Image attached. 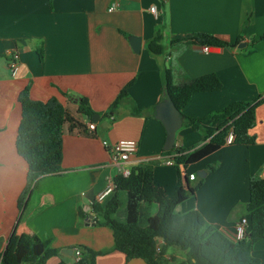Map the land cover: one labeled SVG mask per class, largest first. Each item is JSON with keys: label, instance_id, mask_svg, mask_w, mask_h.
I'll list each match as a JSON object with an SVG mask.
<instances>
[{"label": "crops", "instance_id": "0c3cea01", "mask_svg": "<svg viewBox=\"0 0 264 264\" xmlns=\"http://www.w3.org/2000/svg\"><path fill=\"white\" fill-rule=\"evenodd\" d=\"M158 24L164 27L162 55L147 48ZM195 32L238 43L206 46L207 50L190 43L170 44ZM129 36L140 37L138 53ZM261 36L264 0H0V259L12 237L9 252L13 263H20L21 243L30 234L41 241L50 239L58 249L46 264L74 263V251L80 246L109 250L95 257L96 264H146L141 259L127 261L122 252L112 249V230L94 224L97 215L92 206H103L109 199L97 203L95 197L107 178L119 174L107 146L121 139L135 140L136 151L123 167L149 164L155 183L171 197L179 179L162 155L165 129L152 110L163 98L164 70H171L175 82L215 73L222 83L217 91L194 93L182 109L185 116L200 117L232 101H252L264 96ZM252 40L257 41L250 44ZM239 43L244 45L238 47ZM11 51L18 55L15 76L8 68ZM25 88L33 100L56 98L74 117L80 97L87 98L100 117L123 88L127 95L110 116L94 120L93 131L87 129L83 116H76L85 130L64 132L61 172L37 182L22 220L17 199L28 169L17 154L15 140L21 117L18 95ZM133 108L140 113L133 114ZM255 116L250 130L254 144L225 143L187 167V175L203 171L205 176L200 188L176 206L174 221L190 222L225 245L237 241L235 224L247 216L249 185L264 178V102ZM202 141L201 131L182 125L174 145L189 148ZM213 164L214 170H205ZM164 257L167 264H175L186 260V251L171 247ZM242 264H264V238L254 243Z\"/></svg>", "mask_w": 264, "mask_h": 264}, {"label": "trees", "instance_id": "16d2710c", "mask_svg": "<svg viewBox=\"0 0 264 264\" xmlns=\"http://www.w3.org/2000/svg\"><path fill=\"white\" fill-rule=\"evenodd\" d=\"M163 30V25H158L148 42L147 48L152 54L164 52L161 43ZM259 39H264V36ZM256 41L252 40L250 44ZM174 43L234 47L238 42L231 44L214 34L195 32L170 42ZM221 87L222 83L215 73L175 82L171 70H164L163 98L168 96L181 112L183 126L202 132L203 141L196 147L182 148L174 145L171 150L162 152V155L173 160L179 179L171 197L167 196L163 187L155 183L152 168L145 163L132 167L127 175L114 176L115 188L107 202L103 206H92L97 215L94 224L112 230V249L122 252L127 261L141 259L146 264H167L168 260L164 255L172 247L186 251V260L175 261V264H242L254 243L264 238V178L249 185L246 203L248 228L245 238L241 240L225 245L194 224L174 221L171 217L176 206L194 194L203 183V178H199L195 185L190 184L191 179L186 173L188 166L218 150L225 144L229 133L233 135L231 144L248 146L255 143V135L250 130L255 126V110L264 102V96L248 102L232 101L221 109L196 118L182 114V109L194 93L213 92ZM126 95V88H123L108 111L100 117L91 109L87 98L80 97L74 117L56 98L47 101L33 100L29 97L28 88L19 93L21 117L15 148L28 169L26 185L17 199L18 208L22 209L21 217L36 191L37 182L47 174L61 172L64 132L85 130V125L76 116L81 115L85 120L93 122L100 121V118L110 116ZM140 111L133 108L132 113L139 114ZM204 122H210V127L206 130L202 127ZM215 167L216 164L208 165L205 170L212 171ZM79 212L83 217V210L80 209ZM11 243L12 237L1 255L0 264H14L13 255L9 252ZM80 248L81 257L72 264H96L95 257L109 251H93L83 246ZM19 253L20 263L16 264H46L58 254V249L51 246L50 239L41 241L29 234L23 239ZM56 264L66 263L58 261Z\"/></svg>", "mask_w": 264, "mask_h": 264}, {"label": "built area", "instance_id": "2783aa9c", "mask_svg": "<svg viewBox=\"0 0 264 264\" xmlns=\"http://www.w3.org/2000/svg\"><path fill=\"white\" fill-rule=\"evenodd\" d=\"M109 9H113L111 6ZM151 13L156 15V8L154 6L150 7ZM204 50H207V47L204 46ZM8 68L9 74L11 76H15L18 73V55L15 51H11L8 54ZM89 131H93L95 129L96 123L90 120H86L84 123ZM233 141L232 133L225 139L226 144H231ZM137 148V142L133 139H121L112 144L111 146H107L108 152L111 157V161L114 162L118 167L119 174L127 175L129 170L123 167V163L129 160L130 155H132ZM165 162L168 164H173V160L171 157H165ZM191 180L194 179V175L189 176ZM115 184L113 178H107L106 184L104 189L98 193L95 197L94 202L101 203L107 197H110L114 191ZM93 202V204H94ZM248 228V219L246 216L241 217L237 223L235 224V233H236V240H241L245 238L246 232ZM76 260L81 257V250L76 249L74 251Z\"/></svg>", "mask_w": 264, "mask_h": 264}, {"label": "water", "instance_id": "95a60500", "mask_svg": "<svg viewBox=\"0 0 264 264\" xmlns=\"http://www.w3.org/2000/svg\"><path fill=\"white\" fill-rule=\"evenodd\" d=\"M128 41L134 52L138 53L140 50L141 39L138 36H129ZM244 43H239L238 47L243 46ZM154 116L158 119L165 129V141L163 150H171L174 146L176 131L182 126L183 118L181 112L175 107L171 99L166 96L161 99L154 107ZM198 177H204L205 172L198 171ZM88 211V209L86 210ZM91 217V216H90ZM7 245L5 246V248ZM63 251V250H62Z\"/></svg>", "mask_w": 264, "mask_h": 264}, {"label": "rangeland", "instance_id": "374dc122", "mask_svg": "<svg viewBox=\"0 0 264 264\" xmlns=\"http://www.w3.org/2000/svg\"><path fill=\"white\" fill-rule=\"evenodd\" d=\"M159 25V24H158ZM164 53V52H163ZM163 53H161V54H158V55H162ZM203 124H205L206 126H208V127H204V130L205 129H207V128H209L210 127V122H204ZM172 169H173V167H172ZM193 175H194V180H192L190 183H191V185H195L197 182H198V180H199V178L200 177H198V175H197V173L196 172H194L193 173ZM34 194H35V192H34ZM34 194L32 195V197L34 196ZM30 203V202H29ZM29 205V204H28ZM27 208H28V206H27ZM27 208H26V210L24 211V213H23V216H22V220H24V218L26 217V214H27ZM22 223V222H21ZM19 229V228H18ZM18 229H17V231H18ZM17 233V232H16ZM16 235V234H15ZM188 264H190L189 262H188Z\"/></svg>", "mask_w": 264, "mask_h": 264}]
</instances>
